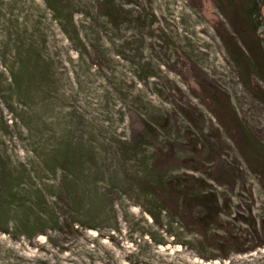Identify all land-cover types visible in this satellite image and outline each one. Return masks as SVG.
<instances>
[{"label":"rangeland","instance_id":"rangeland-1","mask_svg":"<svg viewBox=\"0 0 264 264\" xmlns=\"http://www.w3.org/2000/svg\"><path fill=\"white\" fill-rule=\"evenodd\" d=\"M218 1L235 20L243 0H0V264H264V80ZM197 187L223 248L167 198Z\"/></svg>","mask_w":264,"mask_h":264},{"label":"trees","instance_id":"trees-1","mask_svg":"<svg viewBox=\"0 0 264 264\" xmlns=\"http://www.w3.org/2000/svg\"><path fill=\"white\" fill-rule=\"evenodd\" d=\"M240 4L241 6L236 5L237 10L234 9L235 13L238 14L234 20V18L228 15L226 5L218 1L219 9L229 19L233 28L234 34L228 32L229 38L226 39L227 44L230 45L232 55L234 54L233 59L237 66L241 67L244 62L248 67L249 73H255L264 80V65L260 61H256L257 56H260L264 60V51H261V39L258 35V31L262 26L261 7L264 6V0H243V3ZM232 45H234L235 50ZM259 48L260 52L258 50ZM243 134L245 136L246 132H243ZM262 155L261 157H263ZM261 159L264 160L263 158ZM169 184L170 189H173L175 185L180 186V184L174 183L173 180H170ZM196 190L197 191H193L194 193L183 191L182 198L179 194H174L171 198L167 195V198L174 208L179 209V205H182L183 212H188V214L192 215V231H195L196 234L205 241L208 240V242L213 245L220 244L218 246L223 248L225 247L224 242L217 240L219 235L212 233V231L215 230V227L219 224L221 216L224 215L222 212L221 200L215 191H210L204 187ZM171 191L174 193L175 189ZM197 209L198 211H196ZM194 210L195 212L193 214ZM149 213L155 220H157L155 213ZM151 242L154 246L164 245L166 243L154 240L152 237ZM199 257L204 261L218 259L216 256L208 258L199 255ZM226 257L227 256H224L222 259H225Z\"/></svg>","mask_w":264,"mask_h":264}]
</instances>
